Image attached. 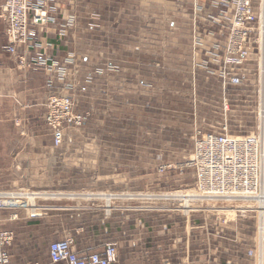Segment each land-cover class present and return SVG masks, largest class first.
Listing matches in <instances>:
<instances>
[{
  "label": "rangeland",
  "instance_id": "374dc122",
  "mask_svg": "<svg viewBox=\"0 0 264 264\" xmlns=\"http://www.w3.org/2000/svg\"><path fill=\"white\" fill-rule=\"evenodd\" d=\"M193 3L74 0L75 18L62 46L74 55L69 68L76 71L71 90L75 110L87 118L82 126L66 129L59 146L44 124L49 95L44 77L20 72L27 79L17 83L25 95L17 101L10 89L0 90V98L10 96L13 104L0 146L19 153L22 160L18 178L7 172L11 163L1 168L4 188L89 195L69 200L67 217L59 212L65 196H51L37 203L40 207L33 215L20 211L18 222L6 223L14 233L34 239L30 245L41 258H46L49 243L60 239L53 235L60 230L68 231L79 247L107 238L93 217L92 206L99 203L95 194L150 195L132 204L154 206L168 202L153 196L192 186L189 163L196 129L218 131L226 122L231 134L264 137V113L263 124L258 115L262 92L264 101L261 50L252 52L245 68L249 82L224 91L213 72L211 52L203 48V37L195 30L204 21L193 16ZM2 28L0 22L1 32ZM3 43L0 35V52ZM163 166L167 168L160 172ZM239 205L245 203L224 207ZM224 214L228 241L221 246L226 244L230 254L238 256L237 264H257L258 257L247 254L257 237L253 213ZM18 244L22 247L17 250L28 249V241L19 239Z\"/></svg>",
  "mask_w": 264,
  "mask_h": 264
},
{
  "label": "built area",
  "instance_id": "2783aa9c",
  "mask_svg": "<svg viewBox=\"0 0 264 264\" xmlns=\"http://www.w3.org/2000/svg\"><path fill=\"white\" fill-rule=\"evenodd\" d=\"M68 0H2L0 22L6 39L4 50L16 60L22 70L42 69L46 73L45 85L49 91L45 104L44 124L59 146L68 128L82 126L87 116L75 110L72 89L75 86L73 74L67 66L73 61V54L64 60L56 61L40 49L45 46L38 40L39 32L58 26L57 39L62 40L74 21L75 14L69 13L59 22L56 12ZM193 16L199 6L193 0ZM220 9L218 24L225 30L222 42H215L207 51L211 52L213 72L217 74L222 88L241 85L244 82L245 64L254 50H261V34L264 29L262 0H220L215 4ZM46 32H48L46 30ZM195 32V31H194ZM212 36L213 32H209ZM264 113L259 108L258 115ZM224 110H228L225 104ZM261 120V118H260ZM260 128V126H259ZM261 130V128H260ZM189 166L193 169L192 186L170 193H160L155 197L170 203L175 210L184 213L195 210L196 206L216 204L224 211L225 203L243 202L244 206L232 207L235 214L253 213L256 220L254 247L247 251L248 256L258 257L264 240V137L263 134H240L229 132L227 123L218 131L202 132L196 129L194 147ZM160 168V172L166 170ZM33 191L24 188L0 189V264H12L9 248L14 240V232L2 227V213L9 220L18 218L24 211L33 215L40 206L41 199L62 194ZM106 194V193H102ZM105 201L118 195L107 193ZM65 196V195H64ZM147 198L150 195H130V198ZM108 206V203H106ZM108 208V207H107ZM262 211V212H261ZM260 216L262 220H260ZM71 237L55 240L48 245V257L52 264H116L115 246L107 245L100 252L78 254Z\"/></svg>",
  "mask_w": 264,
  "mask_h": 264
},
{
  "label": "crops",
  "instance_id": "0c3cea01",
  "mask_svg": "<svg viewBox=\"0 0 264 264\" xmlns=\"http://www.w3.org/2000/svg\"><path fill=\"white\" fill-rule=\"evenodd\" d=\"M219 1L197 0L199 9L196 12V18L204 22L195 30L203 37L204 49H208L215 42H222L225 38V30L217 22V19L220 17V9L215 4ZM73 2L74 0H68L67 4L62 5L56 12L59 22L64 21V18L69 13H74L71 9V7L73 8ZM57 31L58 26L53 25L48 29L41 30L38 40L45 46L40 50L45 55L51 56L60 62L65 59L69 52L64 50L62 46V41L63 39L65 40L66 36L62 40H58ZM209 32H213L214 35L212 36ZM0 35L4 38V43L1 46L2 51L0 52V90L10 89L11 94H13L12 98L17 101V97H25L17 89L18 81H22L23 78L27 79V76L21 75L22 72L35 73L41 78L44 77V81H46V73L42 69H19L15 58L4 50L6 39L3 34V28L2 32L0 31ZM250 61L251 59L245 64V68L249 66ZM67 66L69 67L70 64ZM244 74V82L241 85L249 82L246 69ZM12 108L13 104L10 96L9 100L0 98V133L5 128L6 119H10L7 115L10 114ZM2 114L6 115V117L2 116ZM3 147V145L0 146V170L11 163L12 167L11 169H7V172H11V175L17 178L20 177L18 174L20 172L17 171L22 161L19 153L7 151ZM4 173L2 171L0 177L4 176ZM4 186L6 184L0 183V189H8V187L4 188ZM113 194H117L118 197H114L112 202L108 201V206L104 204L101 198H99V203L92 206V213L96 215L93 217L97 221L98 229L107 233L105 240H101L92 246L79 247L68 231L61 230L53 233L54 239L71 237L74 241L73 249L78 254L100 252L107 245H113L117 252L116 264H237L238 256L230 254L226 244L224 247L221 246L223 243H226L225 240L228 241L223 231L229 222L221 206L216 204L200 205L196 206L195 210L184 213L173 209L170 203H162V205L157 203L158 205L155 204L154 206H147L146 204L135 205L132 204V201L136 198H130L132 194ZM62 195H65L63 200L66 203L63 204L65 201L61 200L63 202L60 205L59 212L60 215L67 217L70 213L67 202L77 197H83L84 194L68 193L67 191L62 193ZM6 214H1L2 227L9 229L5 227L6 223H14L19 220H9L8 214ZM31 231L35 230L31 229ZM15 233L13 242L16 240L19 243V239H21L23 243L28 241L29 245L26 251H21L22 249L17 250V247H22L18 243L15 247L11 245L9 252L12 264H52L49 261L48 248L46 258L43 259L32 250L30 244L34 239L27 238L25 235L22 236L18 232Z\"/></svg>",
  "mask_w": 264,
  "mask_h": 264
},
{
  "label": "bare ground",
  "instance_id": "6f19581e",
  "mask_svg": "<svg viewBox=\"0 0 264 264\" xmlns=\"http://www.w3.org/2000/svg\"><path fill=\"white\" fill-rule=\"evenodd\" d=\"M262 10H263V16H264V0H262ZM263 19H264V17H263ZM261 40H262V43H263L264 42V30H263V32L261 34ZM262 50H264V47L263 46L261 48V88H262V91H263V86H264V51H263V54H262ZM261 98H262V101H261V103H262L261 108H262L263 107V104H264L263 95H261ZM261 113L262 114L260 115L261 116V120L260 121L263 124V112L261 111ZM99 194L100 193L95 194L93 196L96 197V195H99ZM110 194H113V193H110ZM50 195H53V194H50ZM84 195H86L87 197L89 196L88 194H84ZM100 195H102L100 197L108 196L107 193L106 194H100ZM113 195H116L117 196V194H113ZM228 212H236V211L235 210H231V211H228ZM260 220H262V217L261 216H260ZM257 264H264V240H263V244H262V249L260 250L259 255H258Z\"/></svg>",
  "mask_w": 264,
  "mask_h": 264
}]
</instances>
